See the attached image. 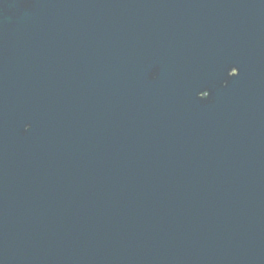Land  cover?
<instances>
[{
  "label": "water",
  "instance_id": "95a60500",
  "mask_svg": "<svg viewBox=\"0 0 264 264\" xmlns=\"http://www.w3.org/2000/svg\"><path fill=\"white\" fill-rule=\"evenodd\" d=\"M0 264H264V0H0Z\"/></svg>",
  "mask_w": 264,
  "mask_h": 264
},
{
  "label": "snow or ice",
  "instance_id": "6c2138e0",
  "mask_svg": "<svg viewBox=\"0 0 264 264\" xmlns=\"http://www.w3.org/2000/svg\"><path fill=\"white\" fill-rule=\"evenodd\" d=\"M238 75H239V72H238V73L236 72V73L234 74V76H233V77H236V76H238ZM204 92H208V91H204ZM204 92H203V93H204ZM206 99H208V98H207V97H205V100H206Z\"/></svg>",
  "mask_w": 264,
  "mask_h": 264
},
{
  "label": "flooded vegetation",
  "instance_id": "af4514ba",
  "mask_svg": "<svg viewBox=\"0 0 264 264\" xmlns=\"http://www.w3.org/2000/svg\"><path fill=\"white\" fill-rule=\"evenodd\" d=\"M206 96V95H205Z\"/></svg>",
  "mask_w": 264,
  "mask_h": 264
}]
</instances>
